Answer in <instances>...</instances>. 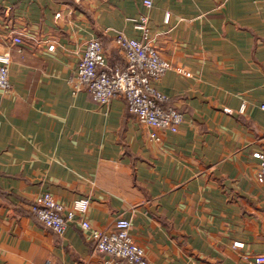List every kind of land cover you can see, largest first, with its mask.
<instances>
[{"label": "crops", "instance_id": "0c3cea01", "mask_svg": "<svg viewBox=\"0 0 264 264\" xmlns=\"http://www.w3.org/2000/svg\"><path fill=\"white\" fill-rule=\"evenodd\" d=\"M143 14L172 62L154 85L166 107L184 113L178 131L140 121L120 95L98 103L71 82L90 38L101 39L109 65L123 63L115 37L140 38ZM5 51L12 88H0V264H104L79 219L59 234L34 215L45 191L68 207L89 197L86 217L99 229L128 218L154 264H256L264 0H0Z\"/></svg>", "mask_w": 264, "mask_h": 264}, {"label": "built area", "instance_id": "2783aa9c", "mask_svg": "<svg viewBox=\"0 0 264 264\" xmlns=\"http://www.w3.org/2000/svg\"><path fill=\"white\" fill-rule=\"evenodd\" d=\"M153 1L144 0V3L150 7ZM137 26L142 31L140 38L129 37L123 32L115 37L124 54L121 64L109 65L101 39L90 38L71 82L76 91L85 87L98 103L107 104L120 95L129 111L140 121L154 129L178 131L185 119L184 113L176 107H166L164 101L168 100V96L154 85V81L172 68V62L162 56L152 43L148 14L137 19ZM12 41L22 44L24 39L21 35H13ZM53 48L54 44H50L49 49ZM10 63V52L0 53V88L4 90L12 88ZM179 71L191 74L182 68ZM151 136L160 139L156 130ZM254 155L260 160L258 180L264 186V152L257 151ZM90 201L89 197H83L68 207L53 193L45 191L32 202L31 210L40 221L59 234L65 233L70 223L79 219L82 227L91 232L97 249L105 254L104 264H154L147 257L144 247L134 239L128 218L117 219L112 229L93 227L86 217ZM255 263L264 264V254L257 255ZM44 264L59 263L48 259Z\"/></svg>", "mask_w": 264, "mask_h": 264}]
</instances>
